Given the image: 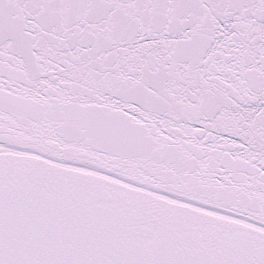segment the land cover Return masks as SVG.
<instances>
[{
    "label": "snow or ice",
    "instance_id": "obj_1",
    "mask_svg": "<svg viewBox=\"0 0 264 264\" xmlns=\"http://www.w3.org/2000/svg\"><path fill=\"white\" fill-rule=\"evenodd\" d=\"M0 264H264V0H0Z\"/></svg>",
    "mask_w": 264,
    "mask_h": 264
}]
</instances>
